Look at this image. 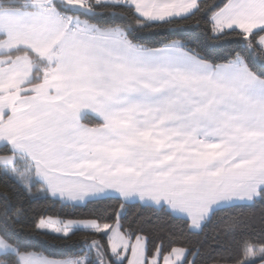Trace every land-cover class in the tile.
I'll use <instances>...</instances> for the list:
<instances>
[{"label": "snow or ice", "instance_id": "1", "mask_svg": "<svg viewBox=\"0 0 264 264\" xmlns=\"http://www.w3.org/2000/svg\"><path fill=\"white\" fill-rule=\"evenodd\" d=\"M0 264H264V0H0Z\"/></svg>", "mask_w": 264, "mask_h": 264}, {"label": "trees", "instance_id": "2", "mask_svg": "<svg viewBox=\"0 0 264 264\" xmlns=\"http://www.w3.org/2000/svg\"><path fill=\"white\" fill-rule=\"evenodd\" d=\"M57 210H58L57 208H52V209H51V211H52L53 214H54ZM255 211L258 213V212H259V209L257 208ZM37 251H41V252H43V249H42V248H38ZM69 255H70V253H69Z\"/></svg>", "mask_w": 264, "mask_h": 264}]
</instances>
